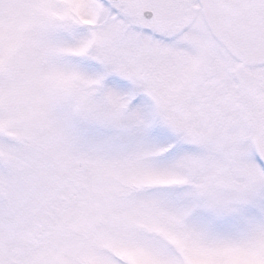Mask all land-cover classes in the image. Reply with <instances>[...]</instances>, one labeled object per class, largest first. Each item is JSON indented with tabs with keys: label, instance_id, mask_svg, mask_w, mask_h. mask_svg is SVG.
<instances>
[{
	"label": "snow or ice",
	"instance_id": "snow-or-ice-1",
	"mask_svg": "<svg viewBox=\"0 0 264 264\" xmlns=\"http://www.w3.org/2000/svg\"><path fill=\"white\" fill-rule=\"evenodd\" d=\"M0 264H264V0H0Z\"/></svg>",
	"mask_w": 264,
	"mask_h": 264
}]
</instances>
